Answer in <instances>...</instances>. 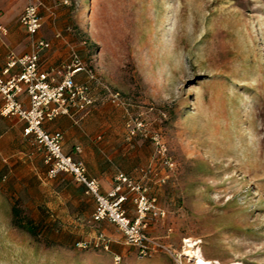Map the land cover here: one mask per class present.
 <instances>
[{
	"label": "rangeland",
	"instance_id": "1",
	"mask_svg": "<svg viewBox=\"0 0 264 264\" xmlns=\"http://www.w3.org/2000/svg\"><path fill=\"white\" fill-rule=\"evenodd\" d=\"M53 2L92 42L78 55L95 103L73 136L87 173L146 188L148 232L166 248L141 256L93 219L72 174L50 176L35 146L12 142L0 156V264H196L190 244L220 264H264V0ZM123 192L136 218L139 192Z\"/></svg>",
	"mask_w": 264,
	"mask_h": 264
},
{
	"label": "built area",
	"instance_id": "2",
	"mask_svg": "<svg viewBox=\"0 0 264 264\" xmlns=\"http://www.w3.org/2000/svg\"><path fill=\"white\" fill-rule=\"evenodd\" d=\"M40 5L37 0H30L24 9L20 22L33 38L42 26ZM33 51L23 56L11 55L2 74L10 75L16 69L19 72L11 75L6 82H0V96L3 106L0 109L2 116H17L27 123L24 133L33 136L36 144L45 150V160L49 164V175L57 176L61 172L70 173L75 180L86 187L97 203L93 219L96 222L108 221L116 225L123 233L126 243L135 246L141 256H151L166 248L164 244L153 238L148 232L147 214L155 208L144 188L133 184L130 177L119 173L114 188L104 193L99 182L90 178L82 160H76L63 150L64 135L61 132H48L44 128L45 122H50L60 115L76 117L86 112L95 103L92 95L91 82L95 80L92 70H89L78 53H74L72 61L65 64L60 70L44 71L40 68V51L49 47L45 40L34 39ZM84 72L88 76L85 83H77L75 77ZM60 80L57 81V77ZM26 93L29 107L19 101V96ZM112 101L121 104L119 92L111 94ZM80 151V148H78ZM123 186H128L139 192L136 197L139 215L130 218L124 209L127 196ZM108 247V246H107Z\"/></svg>",
	"mask_w": 264,
	"mask_h": 264
},
{
	"label": "crops",
	"instance_id": "3",
	"mask_svg": "<svg viewBox=\"0 0 264 264\" xmlns=\"http://www.w3.org/2000/svg\"><path fill=\"white\" fill-rule=\"evenodd\" d=\"M29 2L30 0H0V82H6L11 75L19 72V69H16L10 75L2 74V70L11 55L23 56L33 51L34 39L45 40L49 43L48 48L40 51V68L44 71H53V73L60 70L65 64L70 63L74 53L82 52L83 50L91 51L92 49L89 33L86 30L77 32L76 29L71 27L63 14L57 9L53 0H37V3L40 5L42 26L34 38L30 36L25 26L20 22V17ZM54 75L56 76L57 74ZM56 77L57 81H59L60 77ZM84 80V72L77 74L75 77L77 83ZM19 101L25 107H29V99L26 93H22L19 96ZM2 106L3 100L0 96V109ZM77 123L78 119L60 115L53 121L45 122L44 128L51 133H63L64 152L74 159L84 162L80 157L82 151L81 149L80 151L78 150L77 141H73ZM26 126L27 123L17 116L0 115V156L7 157L11 154L9 152L12 148L9 146L12 145V142L14 143V147H20L25 142L26 146L28 144L35 146L34 148L29 147V149H26L30 157L33 158L42 154L45 160V150L36 144L33 136L25 135L24 129ZM12 152L16 154V152H20V149L14 148ZM47 165L50 169L49 164ZM87 175L99 182L101 190L104 193L111 191L115 186L112 177L102 176L100 170L92 173L89 171ZM81 185L85 194L96 203L95 198L87 193L86 187L83 184ZM96 207L97 203L93 213Z\"/></svg>",
	"mask_w": 264,
	"mask_h": 264
},
{
	"label": "bare ground",
	"instance_id": "4",
	"mask_svg": "<svg viewBox=\"0 0 264 264\" xmlns=\"http://www.w3.org/2000/svg\"><path fill=\"white\" fill-rule=\"evenodd\" d=\"M196 245L190 244V249H187L188 256L191 257V259H195L196 264H220L219 262H213L210 259H206L203 254L201 253L200 247H195ZM188 247V248H189ZM227 264H242L241 262H229Z\"/></svg>",
	"mask_w": 264,
	"mask_h": 264
},
{
	"label": "trees",
	"instance_id": "5",
	"mask_svg": "<svg viewBox=\"0 0 264 264\" xmlns=\"http://www.w3.org/2000/svg\"><path fill=\"white\" fill-rule=\"evenodd\" d=\"M16 211H17V210H16ZM18 223H19V226H20V227L25 228V229H27L28 231H30V232H32V233L34 232V231H33V227H32L31 224L29 225L28 223L22 222L21 220H19Z\"/></svg>",
	"mask_w": 264,
	"mask_h": 264
}]
</instances>
